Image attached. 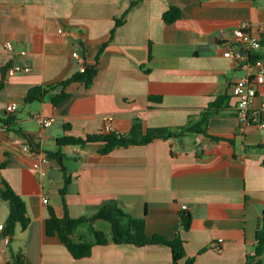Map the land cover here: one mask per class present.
Instances as JSON below:
<instances>
[{"label": "crops", "instance_id": "obj_1", "mask_svg": "<svg viewBox=\"0 0 264 264\" xmlns=\"http://www.w3.org/2000/svg\"><path fill=\"white\" fill-rule=\"evenodd\" d=\"M171 7L181 18L167 24ZM244 25L261 41L259 49L236 39ZM254 60L264 61V0H0V163L6 164L0 177L31 221L25 231L18 224L8 244L0 239V264L19 252L25 264H174L165 245L113 244L112 226L103 220L92 227L109 244L74 259L59 237L46 233L49 209L61 219L64 202L72 219L112 204L144 220L148 238L178 236L184 249L178 264H246L264 217V129L239 132L230 91L257 74ZM15 67L29 72L14 73ZM87 67L97 69L90 87L62 86ZM35 88L43 96L26 103ZM257 92L253 107L261 109L264 84ZM11 104L17 111L7 112ZM209 109L200 126L205 133H181ZM37 117L54 122L43 128ZM107 118L116 135H127L139 120L143 133L168 129L179 136L107 155L100 154L102 142L58 145L63 137L104 134ZM58 151L62 164L49 157ZM3 202L0 225L9 215ZM183 212L192 217L189 230L182 228ZM89 228L83 224L72 239H91Z\"/></svg>", "mask_w": 264, "mask_h": 264}, {"label": "trees", "instance_id": "obj_2", "mask_svg": "<svg viewBox=\"0 0 264 264\" xmlns=\"http://www.w3.org/2000/svg\"><path fill=\"white\" fill-rule=\"evenodd\" d=\"M181 18V10L177 7H171L163 16L167 24H172ZM118 22L117 25H120ZM253 61V59H252ZM256 61V60H254ZM97 74V69L94 67H87L84 72L75 74L71 79L62 83L65 86L72 82L84 84L90 87L93 84L94 78ZM43 92L39 88L31 90L26 96V103H33L38 101L43 96ZM65 95L57 97L54 102L58 103ZM215 105H213L214 107ZM217 106V105H216ZM212 113L209 109L204 119L196 126L182 129L181 133H205L200 126L207 121L208 116ZM179 135L171 132L168 129H149L146 133L142 131V125L139 120H136L132 129L127 135L100 134L96 136H88L86 139L63 137L58 140L60 147L67 146H83L89 143L102 142L105 147L100 151V154L107 155L116 148H127L129 146L147 145L157 139L177 138ZM49 157L56 158L62 164V153H50ZM6 164L0 163V170L5 168ZM71 184V178L66 177L65 186L60 194L64 200L65 195ZM0 199L8 204L9 215L6 220L4 229L0 233V239L14 237L15 228L18 224L22 226L25 231L29 224L30 218L27 209L21 198L12 190V188L0 177ZM96 220H103L111 224L113 230V244H131L135 246L145 245H165L171 248L173 253V262H178L184 257L183 241L177 236L174 240L168 241L161 236H154L148 238L146 235V226L144 220H137L130 217L123 210L116 205H105L92 217H81L79 219H72L64 202V217L58 218L54 209H49V217L46 220V233L49 237H59L61 242L67 248L74 259L88 258L92 254L95 246L108 245L109 240L101 231H97L92 227V223ZM181 225L184 230H189L192 224V217L190 214L183 212L180 214ZM83 224H90L88 230L91 239H80L75 241L72 239V234ZM257 245L255 246V255L247 256L246 264H261V256L264 253V217L260 220L256 235ZM24 255L22 253H11L8 264H25Z\"/></svg>", "mask_w": 264, "mask_h": 264}, {"label": "built area", "instance_id": "obj_3", "mask_svg": "<svg viewBox=\"0 0 264 264\" xmlns=\"http://www.w3.org/2000/svg\"><path fill=\"white\" fill-rule=\"evenodd\" d=\"M246 25L242 27V29L235 32V37L239 41V43L248 46L252 49H259L261 47V41L255 37H253L251 34L245 32ZM5 49L7 52H13L14 51V45L11 42H7L5 44ZM22 54H25V52H22ZM231 52L228 51L224 54L225 57H231ZM238 58H241L240 55H237ZM73 58L79 59V56L77 53L73 55ZM254 67L257 70V74L251 78H243L239 79L234 82V84L231 87V96L236 99V112H237V118L239 120V132L241 134L245 133V130L249 126L256 125L257 127L264 129V107L261 109H256L253 107V103L255 98L257 97V87L261 84H264V61L262 60H256L254 61ZM84 68H82V71ZM14 73L18 72H29V68H21V67H15L13 69ZM18 107L16 104H11L7 107V112L13 113L17 111ZM37 122L43 127L48 128L54 121L53 120H47L43 119L42 117H37ZM112 124L111 119L107 118L104 121V133L110 134L112 132ZM16 143H19V141H16ZM23 150L27 153L32 154V150L28 146H23ZM43 161H47L46 157H41ZM35 169H39V164L34 165ZM44 204L48 203L47 199L43 200ZM182 211H186V206H181ZM4 225H0V233L3 231ZM10 238H4L3 241L8 244ZM218 249V248H217ZM220 251V249H218ZM249 255L254 256V253H250Z\"/></svg>", "mask_w": 264, "mask_h": 264}, {"label": "rangeland", "instance_id": "obj_4", "mask_svg": "<svg viewBox=\"0 0 264 264\" xmlns=\"http://www.w3.org/2000/svg\"><path fill=\"white\" fill-rule=\"evenodd\" d=\"M6 206H7V203L3 202Z\"/></svg>", "mask_w": 264, "mask_h": 264}]
</instances>
